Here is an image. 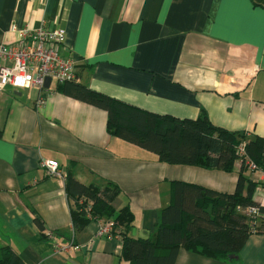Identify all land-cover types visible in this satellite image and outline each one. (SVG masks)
<instances>
[{
    "label": "crops",
    "instance_id": "obj_1",
    "mask_svg": "<svg viewBox=\"0 0 264 264\" xmlns=\"http://www.w3.org/2000/svg\"><path fill=\"white\" fill-rule=\"evenodd\" d=\"M26 28L63 29L62 56L94 91L159 115L206 113L217 127L264 138V0H0V45L18 44ZM59 85L0 91V248L25 264H130L119 235L97 236L102 222L75 232L68 172L117 185L112 206L132 209L135 239L154 236L174 181L235 191L239 162L232 173L163 163L111 135L106 111ZM48 160L65 178L47 174ZM246 176L261 183L254 200L264 207V170ZM175 264L233 263L181 247ZM238 264H264V235L250 236Z\"/></svg>",
    "mask_w": 264,
    "mask_h": 264
},
{
    "label": "trees",
    "instance_id": "obj_2",
    "mask_svg": "<svg viewBox=\"0 0 264 264\" xmlns=\"http://www.w3.org/2000/svg\"><path fill=\"white\" fill-rule=\"evenodd\" d=\"M58 91L106 111L111 135L155 153L163 163L232 173L235 164L241 162L233 193L174 181L173 201L162 211L154 236L145 239L130 236L134 213L129 206L119 211L113 208L112 203L121 193L117 185H86L68 172L66 192L76 233L92 221H113V235L121 237L123 258L130 264H175L181 247L238 264L250 236L264 235V207L254 200L261 183L246 176V160L237 151L244 144L247 157L264 170V138L250 139L246 133L217 127L206 113L197 119L159 115L94 91L76 80L59 85ZM252 207L258 209L255 218L241 212ZM36 222L44 232L42 220L37 217ZM0 264L25 262L9 247H1Z\"/></svg>",
    "mask_w": 264,
    "mask_h": 264
},
{
    "label": "built area",
    "instance_id": "obj_3",
    "mask_svg": "<svg viewBox=\"0 0 264 264\" xmlns=\"http://www.w3.org/2000/svg\"><path fill=\"white\" fill-rule=\"evenodd\" d=\"M19 38L20 42L14 46L0 45V91L7 86L18 90L37 87L43 91L47 79H51V84L58 85L76 80L77 62L62 56L61 51L66 43V32L63 29L51 31L26 28L19 31ZM43 102L41 98L38 105ZM237 151L241 159L246 160L247 168L258 170L257 165L247 157L244 144L239 145ZM42 166L49 176L65 178L56 161H44ZM241 212L249 218L258 216V209L253 207ZM114 226L113 221L103 223L97 236L112 239Z\"/></svg>",
    "mask_w": 264,
    "mask_h": 264
},
{
    "label": "water",
    "instance_id": "obj_4",
    "mask_svg": "<svg viewBox=\"0 0 264 264\" xmlns=\"http://www.w3.org/2000/svg\"><path fill=\"white\" fill-rule=\"evenodd\" d=\"M50 84H51V79H47V80H46L45 87H46L47 89H49V88H50Z\"/></svg>",
    "mask_w": 264,
    "mask_h": 264
}]
</instances>
